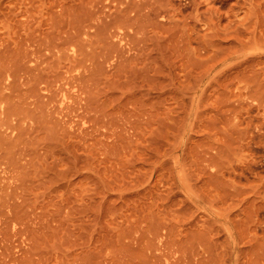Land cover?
Wrapping results in <instances>:
<instances>
[{"label": "rangeland", "instance_id": "1", "mask_svg": "<svg viewBox=\"0 0 264 264\" xmlns=\"http://www.w3.org/2000/svg\"><path fill=\"white\" fill-rule=\"evenodd\" d=\"M0 264H264V0H0Z\"/></svg>", "mask_w": 264, "mask_h": 264}]
</instances>
